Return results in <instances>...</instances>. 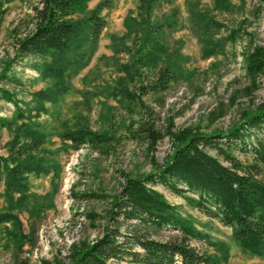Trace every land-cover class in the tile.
Here are the masks:
<instances>
[{
  "label": "rangeland",
  "instance_id": "1",
  "mask_svg": "<svg viewBox=\"0 0 264 264\" xmlns=\"http://www.w3.org/2000/svg\"><path fill=\"white\" fill-rule=\"evenodd\" d=\"M99 1L87 0L86 9ZM229 3L231 6L224 8L214 6L213 0L174 1L178 7L177 28L170 31L165 43L173 51L172 57L180 61L181 73L167 89L142 93L138 86L146 81L147 69H140L141 74L134 79L126 77L122 69V64L130 62L127 47L134 50L135 34L130 32L126 19H140V0H106L100 11L105 26L90 60L67 78L68 87L63 93L44 100L40 108L31 92L51 86L53 78L43 77L33 67V62L40 60L37 56L16 55L15 45L16 37L34 25L36 0H1L0 86L15 93L24 115L15 119L11 128H0V154L7 155L11 146L15 148L29 140L24 132L29 127L42 134L43 142L34 151L45 156L49 171L27 174L28 196L23 204L8 199L0 171V213L16 214L21 232L26 235V241L18 245L12 222L0 221V264L69 263L74 248L84 247L102 235L108 209L125 175L142 176L170 158L177 142L169 128L226 131L241 120L244 112L259 105L264 96V74L257 78L256 87L252 85L243 54L249 44H264V0ZM168 7L165 5L164 9ZM193 9L200 14L198 19L211 18L221 24L215 29L216 36L237 27L239 35L234 41H227L222 52L204 56L202 42L194 30ZM3 72L15 75L19 81L4 78ZM119 85L132 92L130 101L111 91ZM21 100L28 102L26 107ZM14 108L13 103L0 97V115L12 118ZM144 121L162 135L153 145L139 127ZM82 124L109 134L111 139L78 147L61 140V131ZM254 134L264 139L263 131ZM207 149L215 153L214 148ZM233 152L241 159L251 157L250 150L235 148ZM155 187L200 230L214 240L226 242L229 255L216 264H264V255L241 249L231 228L217 217L188 203L164 184ZM89 212L95 216L88 217ZM129 224H123L121 229L127 230ZM150 233L160 239L174 232L151 229ZM191 243L200 250L214 251L203 241L191 239Z\"/></svg>",
  "mask_w": 264,
  "mask_h": 264
},
{
  "label": "trees",
  "instance_id": "2",
  "mask_svg": "<svg viewBox=\"0 0 264 264\" xmlns=\"http://www.w3.org/2000/svg\"><path fill=\"white\" fill-rule=\"evenodd\" d=\"M174 1L140 0V19H126L130 32L135 34L134 50L127 47L130 62L122 64V69L129 79L138 77L140 69H147L146 81L138 86L142 93L167 89L181 73L180 61L172 57L173 51L168 50L166 44L170 31L177 28L178 7ZM213 3L216 7L231 6L229 0H213ZM105 4L106 0H101L93 8L86 9L87 0H36L34 25L30 31L16 37L15 45L16 55L37 56L40 60H35L33 67L43 77L53 78L51 86L31 92L37 107L43 108L44 100L63 93L68 87L67 78L90 60L105 26V19L100 15ZM165 5L169 7L164 9ZM191 12L195 14L194 30L202 42L204 56L222 52L227 41H234L240 33L237 27L231 28L226 35L216 36L219 22L206 17L200 20L195 9ZM243 55L246 73L256 87L257 78L264 74V44H249ZM1 75L19 81L15 75L5 72ZM117 87V90L111 89L116 96L127 101L132 99V92L126 86ZM0 97L15 106L12 118L0 115V128H11L15 119L23 117L24 111L19 106L20 100L9 89L0 86ZM21 101L26 107L28 102ZM139 127L151 145L162 137L146 121ZM25 128L30 139L15 148L11 146L7 155L0 154L6 195L10 201L18 200L17 204L27 199V174L49 171L45 156L34 151L43 142L42 134ZM261 131L264 132V96L255 109L244 112L241 120L226 131L208 133L169 128L173 141L177 142L170 158L142 176L125 175L108 209L102 235L84 247L74 248L67 264H122L123 261L126 264H216L227 259L226 242L212 239L208 232L183 216L156 184L166 185L188 203L228 225L241 249L264 255V139L254 134ZM59 135L63 142L73 147L98 145L111 139L109 134L85 124L63 130ZM208 147L214 148L215 153ZM235 148L250 150L251 157L239 158L233 152ZM87 215L93 217L95 213ZM2 220L12 222L16 229L13 230L14 239L22 245L26 235L21 232L17 215L2 212ZM125 223L130 224L127 230H122ZM151 229L174 233L166 238H153ZM191 239L211 245L214 251L200 250Z\"/></svg>",
  "mask_w": 264,
  "mask_h": 264
}]
</instances>
